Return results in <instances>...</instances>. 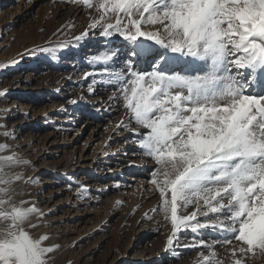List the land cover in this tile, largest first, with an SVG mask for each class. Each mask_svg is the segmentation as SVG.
<instances>
[{
    "label": "snow or ice",
    "instance_id": "1",
    "mask_svg": "<svg viewBox=\"0 0 264 264\" xmlns=\"http://www.w3.org/2000/svg\"><path fill=\"white\" fill-rule=\"evenodd\" d=\"M66 2L96 7L100 15L90 27L122 37L136 63L152 69L129 67L121 92L131 120L146 130L139 134L142 152L158 165L151 183L171 221L169 246L184 226L220 229L223 244L241 242L233 256L264 252V0ZM146 25L154 30H142ZM115 56L104 51L94 60L107 64ZM190 206L189 215L179 214ZM36 213L0 199V264H47L54 247L24 228ZM208 247L203 264H222Z\"/></svg>",
    "mask_w": 264,
    "mask_h": 264
},
{
    "label": "rangeland",
    "instance_id": "2",
    "mask_svg": "<svg viewBox=\"0 0 264 264\" xmlns=\"http://www.w3.org/2000/svg\"><path fill=\"white\" fill-rule=\"evenodd\" d=\"M98 3L93 0L94 5ZM99 15L96 7L66 0H13L11 5L8 0H0V126L6 128L0 145H6L5 151L13 157L8 162L0 157V181L9 182L0 183V188L8 190V195L0 199L37 209L24 228L34 239L46 236L44 246L54 247L47 264H203L200 261L213 249L206 245L186 248V244L213 242L220 237L214 231H222L205 228L193 232L181 226L174 245L169 246L171 221L160 210L161 195L151 183L158 165L142 152L140 137L129 133L133 127L137 131L143 128L132 120L129 129L112 128L113 122L126 113L131 117L121 92L124 82L114 84L112 75H99L96 80L109 82L107 94L117 93L118 106L110 108L111 113H100L101 121L90 114L93 109L85 108L90 107L89 100L106 95V90L97 86L90 93L89 82L78 85L73 67L78 61L66 58L70 52L65 45L82 37L86 41L80 50L89 42L84 48L91 49L90 39L99 35V47L112 51L125 41L116 34L102 36L99 26L90 27ZM109 15L112 18L107 22L114 24L115 16ZM142 30L154 28L146 25ZM117 38L121 42L116 43ZM50 44L59 47L61 54L45 50ZM64 60L71 64L61 65ZM105 66L115 67L111 61ZM232 72L235 74L234 69ZM59 83L70 84L75 92L64 98L58 93L57 98L53 92L38 90ZM84 101L87 104L80 103ZM37 128L42 137L34 138ZM72 154L75 162L65 169V160ZM106 186L112 187L107 194L101 192ZM110 199L122 202L115 209L107 205ZM127 202L134 203L132 209L137 215L147 217L142 234L136 232L142 222L130 214ZM194 210L195 206H190L179 214L189 215ZM197 219L204 222L202 214ZM152 220L158 221V228L149 224ZM240 246L239 241L220 242L213 246L215 260L222 264H233L234 259H242L243 264H264V252L259 249L249 253L247 259L238 252L233 256V248ZM153 253L166 255L167 259L160 262V256Z\"/></svg>",
    "mask_w": 264,
    "mask_h": 264
},
{
    "label": "bare ground",
    "instance_id": "3",
    "mask_svg": "<svg viewBox=\"0 0 264 264\" xmlns=\"http://www.w3.org/2000/svg\"><path fill=\"white\" fill-rule=\"evenodd\" d=\"M5 1L7 2V0H5ZM12 1L13 0H8V4L11 5ZM76 10H78V9L76 8ZM95 28H98V27H95ZM0 34H1V31H0ZM72 41L74 43L65 45V46H67L66 48L71 53V54L66 53L67 54L66 58L71 59V61H73V60L78 61L77 63H74V65H73V67H76V72H75L74 78L78 79V85H81V83L89 82L88 84H89V89H90L89 92L90 93L94 92L96 90L97 86H101L102 89L106 90L103 92L106 95L102 96L101 98L97 97V98H93V99L89 100L91 103L89 108L85 105V108L87 110H92V109L94 110L93 112L90 113V114H92L93 118L97 119L98 121H101L102 115H105L107 113H111L110 108H114V107L118 106V104H117V97L118 96H117V93L114 91L107 94L109 82H104L102 80H96V78H98L99 75L105 73V74L112 75L113 77H115L116 83H114V84H121V83L125 82V79L129 76V71H128L129 67L134 68L136 71H144V72H146V70L150 69L151 67H148V64H144V63L137 64L136 63L135 57L131 56V53L129 52V48L131 47V45H129L127 41H123L122 42L123 44L120 47H116V48L112 47L113 49H111V50L116 52V56L113 57V60H111V65H113L115 67L107 68V69H106L105 64H102L100 62H96L94 60V58L97 55H99L103 51L107 50L106 47H99L100 41H101V38L99 35H95L94 38L90 39V41H93V44H91V49L89 47L84 48L86 46H89V44L91 43V42H89L83 46L82 51L80 50V46L85 43L84 41H86V38H81L79 40L76 39V40H72ZM114 41L117 43L120 41V39L117 38V39H114ZM58 48H56L55 46L50 44V45L46 46L45 50L55 51V53L57 55H59V54H61L62 50H60ZM66 61H69V62H66ZM68 64L69 65L71 64L70 60H64V62H61V65H68ZM120 74H123V75H120ZM118 76H119V79L117 78ZM49 78H51V77H49ZM112 79H114V78H112ZM67 82H68V80H67ZM49 84H48V86H49ZM44 86L39 87L38 90H41V91L46 90L49 93L53 92L56 94L55 97H57V98H58V95H57L58 93H61V98H64V97L71 96V94L75 92V88H73L70 84L68 85V84L59 83L57 85L53 84L52 87H46V86L44 87ZM15 102L16 101H14V103ZM84 102L85 103H83V102H80V103L81 104H87L86 103L87 101H84ZM100 113L102 115H99ZM1 114L2 113H0V115ZM9 122L12 123L14 121L9 120ZM121 123H123L126 127H118V125H120ZM130 123H131V117L128 113H126L122 119H119V120L113 122L112 128H117V129L122 128L124 130L129 129V128H131V127L128 128V125H130ZM18 125L22 126L23 123L18 122ZM5 130H6V128L4 129L0 126V134H1L0 136L4 137ZM142 130L143 129H140L137 131L136 127H133L131 130H129V133L131 132V134L135 137H140L139 134L142 133ZM38 131H39V128H37L35 130L36 134L34 135V138L42 137V135L38 134ZM107 137H109V136H107ZM29 144L30 143H27V145H29ZM9 154L10 153H8L7 150L6 151L5 150L0 151V157L3 159L4 162L10 161V160L6 159V157L10 156ZM74 159H75V155H73V154L68 155V159L65 160V164H64L65 169H67L66 166L68 164L70 165V164H73L75 162ZM98 160H99V158H97L95 160V164L98 162ZM89 166L90 165L85 166V168L86 167L89 168ZM124 178H126V177L124 176ZM111 188H112L111 186L110 187L106 186V187H104V190H101V192H104L105 194H107ZM120 202H122V200L117 199V201L113 203L112 199H110L109 202L108 203L106 202V203H107V205L110 203V207H114L115 209H117L119 207ZM125 202H126V200H125ZM127 205H128V210L130 211V214L133 216H136V218H138L137 220H139V222H142V224L136 230V232H138V234H142L143 233L142 228L144 227V223H146L145 221L147 220V217L142 216V215H137L138 214L137 210L135 211L134 209H132L134 203L127 202ZM26 206H27V204H24V207H26ZM149 224L154 225L155 228H158V221L152 220L149 222ZM214 232L220 234L219 239H217V240L215 239V240H213V242L212 241L206 242V243L204 242V246L205 245L206 246H209V245L210 246H216L217 244H219L223 240V237H224L223 232H219L218 230L214 231ZM133 241H134V239H133ZM198 241H200V240H198ZM198 241L193 242L192 244L187 243L186 248H194V247L196 249L200 248L201 245L198 243ZM153 255H155L156 257L160 256V258H159L160 262L167 259V256L166 255L164 256L161 253H153ZM200 263H203V260H201ZM110 264H122V263L121 262L117 263L116 261H114ZM145 264H154V262H145Z\"/></svg>",
    "mask_w": 264,
    "mask_h": 264
}]
</instances>
